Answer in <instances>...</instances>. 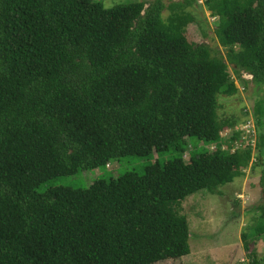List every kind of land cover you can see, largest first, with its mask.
<instances>
[{
    "label": "trees",
    "instance_id": "obj_1",
    "mask_svg": "<svg viewBox=\"0 0 264 264\" xmlns=\"http://www.w3.org/2000/svg\"><path fill=\"white\" fill-rule=\"evenodd\" d=\"M204 2L220 17L215 34L233 70L264 83V0ZM164 8L162 0H0V264L181 257L190 230L175 205L243 174L251 147H221L231 123L218 118V98L238 90L228 64L187 39L193 16L180 2L166 20ZM153 152L142 173L37 191L56 176ZM260 217L257 234L264 203ZM251 263L264 264V254Z\"/></svg>",
    "mask_w": 264,
    "mask_h": 264
},
{
    "label": "rangeland",
    "instance_id": "obj_2",
    "mask_svg": "<svg viewBox=\"0 0 264 264\" xmlns=\"http://www.w3.org/2000/svg\"><path fill=\"white\" fill-rule=\"evenodd\" d=\"M96 1L111 7L135 0ZM139 1L148 3L152 0ZM162 1L165 4L161 12L164 20L173 12L169 5L180 2L184 11L193 16V21L184 26L187 39L193 43L208 44L212 55L222 56L227 62V73L238 90L232 95L222 94L218 98V118L228 119L231 123L220 131L221 147L232 152L250 146L251 158L241 176L218 186L216 192L201 189L175 205L176 211L185 215L188 222L190 252L152 264H252L253 257L264 254V233L257 234L255 230L262 222L260 206L264 203V147L261 152L255 147L258 132L264 133V83L256 84L248 72L240 71L237 74L233 70L234 65L225 59L226 49L220 45L215 34L220 17L212 15L204 0ZM258 107L261 112L256 111ZM255 111L259 122L255 118ZM198 147L214 150L215 144L200 142ZM174 156L175 151H166L160 155L159 161L163 163ZM156 157V152L150 157L123 156L118 161L107 163L104 168L79 170L74 174L48 179L37 187V191L56 185L84 188L98 177L108 179L128 171L142 173L144 167ZM183 158L188 161V151L183 153Z\"/></svg>",
    "mask_w": 264,
    "mask_h": 264
}]
</instances>
